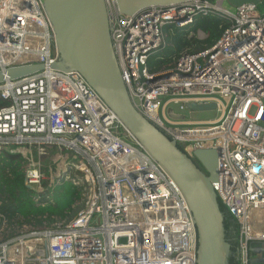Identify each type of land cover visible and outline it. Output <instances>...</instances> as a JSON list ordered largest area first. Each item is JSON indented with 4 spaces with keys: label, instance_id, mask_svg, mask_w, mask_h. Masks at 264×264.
<instances>
[{
    "label": "built area",
    "instance_id": "obj_1",
    "mask_svg": "<svg viewBox=\"0 0 264 264\" xmlns=\"http://www.w3.org/2000/svg\"><path fill=\"white\" fill-rule=\"evenodd\" d=\"M104 3L133 107L194 162V150H218L211 185L237 221V264H253L252 247L264 246L259 0H188L133 14L116 0ZM197 17L221 19L220 37L165 56L176 32L186 31L190 42L207 38L193 29ZM59 59L43 0H0V70L44 66L0 83V151L24 159V183L37 204L60 178L84 184L82 204L68 219L0 240V264H196L195 226L177 185L79 72L52 67ZM190 102L214 104L221 115L194 121L172 107L182 111ZM71 155L81 158L72 164Z\"/></svg>",
    "mask_w": 264,
    "mask_h": 264
},
{
    "label": "water",
    "instance_id": "obj_2",
    "mask_svg": "<svg viewBox=\"0 0 264 264\" xmlns=\"http://www.w3.org/2000/svg\"><path fill=\"white\" fill-rule=\"evenodd\" d=\"M188 0H116L121 12L133 14L149 6H163ZM257 0H227L231 6ZM51 21L60 59L52 67L79 72L107 103L129 133L164 169L181 191L195 226L196 264H229L231 249L225 239L226 207L211 182L217 181V149H196L198 161L206 173L188 157L174 140L141 115L132 105L121 80L109 36L104 0H43ZM43 64H31L0 70V83L42 70ZM214 104L188 103L190 110L214 108ZM219 201V202H218ZM237 252V242L236 250ZM253 264H264V246L252 247ZM237 262V256H234Z\"/></svg>",
    "mask_w": 264,
    "mask_h": 264
},
{
    "label": "trees",
    "instance_id": "obj_3",
    "mask_svg": "<svg viewBox=\"0 0 264 264\" xmlns=\"http://www.w3.org/2000/svg\"><path fill=\"white\" fill-rule=\"evenodd\" d=\"M224 25L222 20L215 17H197L194 21V30L200 29L207 38L201 43L186 39V31L176 32L172 37V48L165 52V56L175 55L185 48L190 50L203 49L211 46L221 35ZM6 102L0 100V107ZM24 159L16 153L6 150L0 151V225L6 221L12 226L14 222L35 224V228L49 227L56 221L68 219L76 210L78 202L83 200L84 184H74L72 180L58 179L52 186V194L40 195V204L33 198L34 191L24 183ZM219 202V201H218ZM224 214L223 224L225 239L230 244L231 256L229 264H237L234 258L237 242V228L224 206L219 202ZM13 232L9 236H13Z\"/></svg>",
    "mask_w": 264,
    "mask_h": 264
},
{
    "label": "rangeland",
    "instance_id": "obj_4",
    "mask_svg": "<svg viewBox=\"0 0 264 264\" xmlns=\"http://www.w3.org/2000/svg\"><path fill=\"white\" fill-rule=\"evenodd\" d=\"M224 6L226 8H229L230 10H233V8H231L227 3H224ZM257 11L261 14H264V0H259V4H258V8H257ZM198 44L202 42L199 41L197 42ZM222 101L225 103V101L222 99ZM175 110H177L178 112H180L182 115H183V118L184 119H190V120H194V121H199V120H214V119H217L220 115H221V110L220 109H205V110H188V109H184L182 111H179L178 110V107L177 105L176 106H172ZM54 152V151H53ZM80 155H71L70 156V163L74 164L76 163L79 159H80ZM195 162L198 164V166L202 169V171L204 173L205 170H204V167L203 165H201V163L195 159ZM48 168L47 170H49V168H52L54 167V162H49V159H48ZM54 170V169H53ZM54 172H56V170H54ZM72 173L70 172V175ZM78 174H76V178L75 180L78 179ZM50 196L52 194V192L48 193ZM81 202V201H80ZM82 202L81 203H77L76 205V210L79 209V207L81 206ZM75 210V211H76ZM74 211V212H75ZM56 222H59V221H56ZM35 228V224L34 223H31V224H23L22 226H19V223H16L14 222L12 224V226L8 225V223L6 221L2 222L1 225H0V240H3V239H7L11 236H9L11 234V232H13V236L16 235V234H19L23 231H27V230H31Z\"/></svg>",
    "mask_w": 264,
    "mask_h": 264
}]
</instances>
